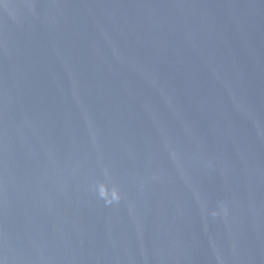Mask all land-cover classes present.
<instances>
[{
    "label": "water",
    "instance_id": "obj_1",
    "mask_svg": "<svg viewBox=\"0 0 264 264\" xmlns=\"http://www.w3.org/2000/svg\"><path fill=\"white\" fill-rule=\"evenodd\" d=\"M0 264H264V0H0Z\"/></svg>",
    "mask_w": 264,
    "mask_h": 264
}]
</instances>
